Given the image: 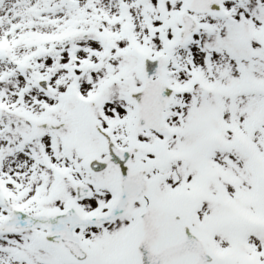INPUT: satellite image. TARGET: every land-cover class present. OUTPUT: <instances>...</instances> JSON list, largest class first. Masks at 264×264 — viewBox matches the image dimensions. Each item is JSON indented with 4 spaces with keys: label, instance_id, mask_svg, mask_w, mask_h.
<instances>
[{
    "label": "snow or ice",
    "instance_id": "snow-or-ice-1",
    "mask_svg": "<svg viewBox=\"0 0 264 264\" xmlns=\"http://www.w3.org/2000/svg\"><path fill=\"white\" fill-rule=\"evenodd\" d=\"M0 264H264V0H0Z\"/></svg>",
    "mask_w": 264,
    "mask_h": 264
}]
</instances>
